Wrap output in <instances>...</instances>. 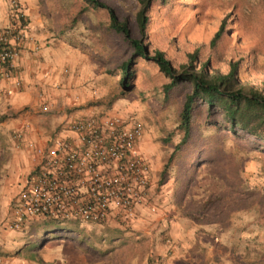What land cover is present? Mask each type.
Wrapping results in <instances>:
<instances>
[{
    "label": "rangeland",
    "instance_id": "374dc122",
    "mask_svg": "<svg viewBox=\"0 0 264 264\" xmlns=\"http://www.w3.org/2000/svg\"><path fill=\"white\" fill-rule=\"evenodd\" d=\"M25 1L27 13L20 0L19 5L25 14V23L30 19L35 21V32L41 34L37 40L46 42V39L53 38L56 42H63L73 47L76 54L87 56L100 69L102 75L95 86L94 97L90 99L95 112L136 117L142 122L143 133L138 150L150 167L149 200L152 208L141 205L142 209L131 218L110 215L100 222H80L78 225L73 220L61 221L57 228L33 218L34 222L28 221L20 229L10 230L3 225L11 217L10 207L15 196H10L6 218L0 220L1 252L12 250L8 245L16 241L23 246V250L20 249L23 252L16 256L20 264H264V200L249 208L231 211L225 225L218 221L199 224L183 216L181 207L172 202L175 186L173 168L164 183L157 184L161 164L171 150V145L162 138L176 122L175 102L160 103L156 88L159 79L152 78L153 69L147 64L137 73L135 84L120 92L118 75L111 70L117 67L119 58L116 53H110V42L120 50L124 49V44L116 33L104 27L102 11L88 8L75 23L70 24L71 13L76 10L70 5L73 0ZM102 1L112 6L119 18H125L131 35H134L137 1ZM2 4H7V26L12 22L9 1L0 0V9ZM263 4V0L155 2L150 7L147 24L150 46L163 50L176 64L183 60L186 50L192 45L206 42L220 18L228 14L232 16L229 21L232 34L226 41V50L234 46L236 57L238 53H246L251 46L255 48L251 55L252 66H244L240 78L264 82ZM226 50H218L219 55L211 58L214 69L223 68ZM246 59L250 61V57ZM253 68L260 73H253ZM64 111L50 108L37 113L43 114L42 119L49 120L50 128H56V124L61 128L63 122L55 118ZM65 114L68 115V111ZM196 127L201 134L198 141L208 144V150L204 151L208 162L196 163L182 204L189 202L196 206L209 193L218 192L221 186L229 183L224 167L230 161L240 164L244 187L264 193L263 153L238 146V140L230 135L215 138L223 131L217 127L205 129L201 123ZM172 140L176 137L173 136Z\"/></svg>",
    "mask_w": 264,
    "mask_h": 264
},
{
    "label": "trees",
    "instance_id": "16d2710c",
    "mask_svg": "<svg viewBox=\"0 0 264 264\" xmlns=\"http://www.w3.org/2000/svg\"><path fill=\"white\" fill-rule=\"evenodd\" d=\"M136 1L138 8L134 13V35H131L125 18H119L115 9L102 0H73L70 5L76 10L71 13L70 24L75 23L88 8L102 11L104 27L116 33L124 44V49L120 50L110 42V53H116L119 58L117 67L111 70L118 75L120 92L135 84L137 73L141 72L143 65L152 67V78L159 79L156 88L160 103L166 105L175 102L177 115L176 122L166 130L162 138L171 145V150L161 164L157 184L164 183L169 170L173 168L175 186L172 202L181 207V214L199 224L218 221L225 225L231 211L249 208L255 202L261 204L264 200L263 192L244 187L238 162L230 161L224 167L229 183L221 186L218 192L209 193L196 206H191L189 202L182 204V198L196 163L208 162L204 158L208 144L198 141L201 135L199 130L196 131L198 123L205 129H222L215 138L230 135L238 140V146L264 154V82L244 81L240 78L242 68L252 66L251 55L255 48L251 46L246 53H238L236 57L234 46L226 50V41L232 34L229 31L232 16L224 14L206 42L192 45L186 50L183 60L173 64L163 50L150 46L147 32L151 5L155 2L167 4L169 0ZM261 22L264 24V4ZM220 49L226 50L221 70L211 66V58L215 59ZM247 57H250L249 62ZM252 72L260 73L254 68ZM198 119L200 122H197ZM173 136L176 137L174 141ZM202 143L204 145L201 147ZM59 222L47 217L45 219V223L53 228L59 227ZM48 230L49 227L45 232Z\"/></svg>",
    "mask_w": 264,
    "mask_h": 264
},
{
    "label": "built area",
    "instance_id": "2783aa9c",
    "mask_svg": "<svg viewBox=\"0 0 264 264\" xmlns=\"http://www.w3.org/2000/svg\"><path fill=\"white\" fill-rule=\"evenodd\" d=\"M8 1L12 22L0 30L3 78L11 77V62L27 36L19 0ZM13 82L19 85L18 79ZM62 128L72 135L55 136L48 146L26 142L37 159L13 198L8 229H20L37 217L60 222L131 218L141 205L150 206V167L138 150L143 133L138 118L93 113L68 118ZM21 137L14 132V139Z\"/></svg>",
    "mask_w": 264,
    "mask_h": 264
},
{
    "label": "crops",
    "instance_id": "0c3cea01",
    "mask_svg": "<svg viewBox=\"0 0 264 264\" xmlns=\"http://www.w3.org/2000/svg\"><path fill=\"white\" fill-rule=\"evenodd\" d=\"M20 1L27 13L26 1ZM1 6L0 29L9 23L7 4ZM34 25L33 19L26 22L27 36L19 46L17 57L11 62V77L3 78L0 74V220L5 217L9 197L15 196L34 168L37 157L26 142L48 146L55 136L72 135L57 124L55 129L50 128L49 120L42 119L43 114L37 113L43 111L42 105L46 106V110L59 108L68 111V115L64 111L55 118L62 122L96 113L90 99L94 97L95 86L102 75L100 69L87 56L76 54L73 47L63 42H56L53 38L40 42L37 38L41 34H36ZM14 79L19 80V85L14 84ZM17 130L22 133L19 140L13 138ZM140 209L138 207L137 211ZM35 219L43 223L46 217ZM73 221L77 225L84 222ZM6 223L3 224L5 228ZM16 243L8 245L12 250L1 252L0 241V264L21 263L16 256L23 252L20 250L23 246Z\"/></svg>",
    "mask_w": 264,
    "mask_h": 264
}]
</instances>
